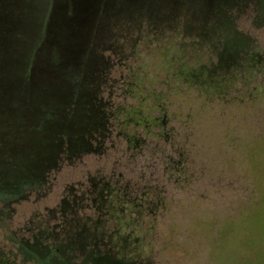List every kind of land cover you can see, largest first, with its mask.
I'll return each mask as SVG.
<instances>
[{"label": "rangeland", "instance_id": "obj_1", "mask_svg": "<svg viewBox=\"0 0 264 264\" xmlns=\"http://www.w3.org/2000/svg\"><path fill=\"white\" fill-rule=\"evenodd\" d=\"M89 12L107 15L109 68L80 78L92 100L79 102L62 63L54 91L38 60L52 27L68 43ZM0 24V62L17 61L8 95L0 79V264H264V61L248 56L264 53V0H1ZM213 63L215 93L179 81ZM146 204L138 251L118 212Z\"/></svg>", "mask_w": 264, "mask_h": 264}, {"label": "trees", "instance_id": "obj_2", "mask_svg": "<svg viewBox=\"0 0 264 264\" xmlns=\"http://www.w3.org/2000/svg\"><path fill=\"white\" fill-rule=\"evenodd\" d=\"M0 4H1V0H0ZM68 13V12H67ZM69 15V13H68ZM74 13L72 14V18H70L68 20V24L70 25L71 22H76V18H74ZM88 16V24L85 27L80 28V32H79V28L77 30L73 29L68 33L63 35V38H69L68 43L67 42H63L61 43V35L59 36V32L58 30H56V25L54 27H52V29H54V31L56 32L55 35V39H52L53 41L48 43L46 45V43L44 44V52L47 53L48 55H46V57H44L45 59H40L38 61H44V66L46 67L45 71L49 72V74L51 75V77L53 78V76H58V84L54 86V91H56L59 87V83H61V63H62V69L65 70V77L64 80L65 81H71V83L73 84V88L75 89L74 91L79 92L78 96L79 98V102L84 99L85 101H91L92 100V96L86 93V85H88V83L82 82V80H80V78H83V75L87 73L93 74V75H97L98 77H100V75H103L104 73H106V70H108L109 68V64L106 63V61H104L103 57H102V52L105 51L106 49H108L109 45H103L101 44V42H99L98 38L100 36V30L101 27L103 26L102 23H104L106 21V13L104 12H89L87 14ZM101 24V25H100ZM50 26V25H49ZM48 26V27H49ZM89 26V27H88ZM5 27L4 25L0 24V37L2 36L3 33H6V35H3V37H5L2 42L3 44H5L6 47H8V40L10 38H7L9 36L8 34V30L9 28L5 31ZM64 28H68V27H64ZM103 28V27H102ZM51 31V32H54ZM78 31V32H77ZM50 32L49 29H46L45 33ZM45 40L47 38V36L45 35ZM92 38V40H95L94 43L90 42V39ZM89 40V41H88ZM97 40V41H96ZM61 44H63V47H61ZM89 49H91V55L92 57L90 58L89 62H87V59H83L81 58L83 53H86ZM10 50V48H9ZM13 51L15 50V48L12 49ZM12 52V51H10ZM62 53V56H61ZM52 55H58L57 59L51 58ZM60 56V57H59ZM250 58V63L254 64V65H259V64H263L264 61V53H250L249 55ZM86 60V61H85ZM38 61H35L34 63L31 61L30 65L31 68L29 70H25L24 69V76L26 75V79H28V81H30V91L32 90H38L41 91L42 89L40 87H42L41 85H39L38 82H40V77L39 76V71H38ZM16 62H14L11 65H7L4 66L2 62H0V79L2 80L1 86L6 90L5 94H9L12 92V90L10 89L11 86L9 83L4 82L5 78H8V76H11L10 73L11 71L14 70V67L16 66ZM80 65L81 69V73L79 74H75V68H77V66ZM253 65H251L252 67ZM26 66H24L25 68ZM214 67H216V63H213V65L208 66L206 68H193V69H189L187 72L186 71H182L184 73L180 74L178 76L179 81H181L183 84L186 80L191 81L192 85L191 88L193 86L196 87V89L198 91H200L202 94H206V95H211L213 93H215L216 91L213 90L215 88H217L216 86H213L210 84V82H212L211 79H209V75L211 73V71L214 69ZM249 67V68H251ZM7 69V70H6ZM16 69V68H15ZM50 69V70H49ZM27 72V73H26ZM7 75V76H6ZM1 76L3 78H1ZM186 80H185V79ZM30 79V80H29ZM180 79H184V80H180ZM79 80V82H78ZM209 81V82H208ZM19 84V82H18ZM207 85V86H206ZM15 87V86H14ZM44 89H49L50 87H43ZM83 90H85L84 93H86L84 96H81V91L83 93ZM90 91V90H89ZM28 92V91H27ZM27 93L29 95H31L30 93ZM4 93V92H3ZM1 94V93H0ZM257 94V95H256ZM28 95V96H29ZM2 96V94H1ZM6 96V95H3ZM253 97L257 96L258 99H262V96H264V91H258L255 92L253 95ZM7 97V96H6ZM37 97V96H35ZM2 97H0V101H3L1 99ZM158 98V97H155ZM160 100V99H159ZM77 101V99H76ZM75 101V105H74V109L77 102ZM5 102H9V98H5ZM155 104L154 106H158V100L154 101ZM70 103H72V100L70 101ZM0 104H2V102H0ZM72 105V104H71ZM1 108V107H0ZM143 112V110H142ZM38 114V113H36ZM132 115H134L133 118H135V122H137L138 124L144 125L145 130L148 129L149 132V127L150 126H155V125H159L161 126V130L163 131V134H167L164 132L165 128H164V116H162L161 119L157 118H151L148 117V115H146L145 112H143L142 114L138 112V110H136L135 112L131 113ZM135 143L137 142V140H135ZM180 161H177V165L174 167H181L180 166ZM104 190L107 189H112L113 187L111 186V182L107 183L104 185ZM112 187V188H111ZM108 194V193H107ZM103 202V201H101ZM133 202V201H132ZM105 205V204H104ZM125 209V207H124ZM155 210V208L153 207V205H148L146 204L145 206L143 205H134V206H130V208L128 209H121L118 213L119 215V222L117 223L120 227H124L125 229L129 230V234L127 235V239L129 242V247L134 248L136 250H144L147 249V247L149 246V244L146 243L144 236L147 235L149 232H151V228H147L144 227V225L141 223V220L144 218V215H150L152 210ZM128 210H130L131 212H129ZM146 210V213L144 212ZM133 211H135L136 213H132ZM125 213L127 214V217H125ZM141 219V220H140ZM99 222V221H98ZM95 224H98L97 222ZM98 227V226H97ZM98 229V228H97ZM97 244V243H95ZM138 259V258H136Z\"/></svg>", "mask_w": 264, "mask_h": 264}]
</instances>
